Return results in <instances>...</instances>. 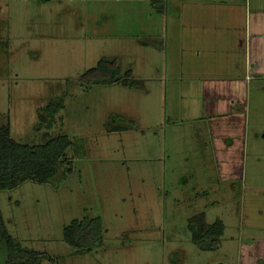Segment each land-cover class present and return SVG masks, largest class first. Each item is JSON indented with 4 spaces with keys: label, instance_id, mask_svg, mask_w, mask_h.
Masks as SVG:
<instances>
[{
    "label": "rangeland",
    "instance_id": "rangeland-1",
    "mask_svg": "<svg viewBox=\"0 0 264 264\" xmlns=\"http://www.w3.org/2000/svg\"><path fill=\"white\" fill-rule=\"evenodd\" d=\"M181 1L0 0V124L21 144L80 142L69 174L0 191L7 232L52 259L41 264H264V0L245 16L243 0H214L219 28L189 51ZM102 59L130 70L128 85L82 83ZM201 212L224 226L215 251L191 242ZM84 217H99L102 243L77 254L62 229Z\"/></svg>",
    "mask_w": 264,
    "mask_h": 264
},
{
    "label": "trees",
    "instance_id": "trees-1",
    "mask_svg": "<svg viewBox=\"0 0 264 264\" xmlns=\"http://www.w3.org/2000/svg\"><path fill=\"white\" fill-rule=\"evenodd\" d=\"M46 1L48 0H38V2ZM155 2H151L152 7ZM3 43L5 44L0 40L1 46L4 45ZM120 74L121 70L115 61L102 59L95 67L87 70L80 77V81L87 85H128L127 78L130 70L122 73L123 78ZM55 113L56 109H48L45 114L39 113L38 121L43 124L41 126H45L47 130L50 129ZM43 138L42 144H21L11 137L8 122L0 124V191L14 189L25 181L38 184L51 183L57 176L58 167L64 164H67L64 173L71 172L67 154L69 150L74 152V144L79 145L80 142L70 141L64 135L49 137L47 133L43 135ZM188 229L191 242L197 249L215 251L220 244L224 226L221 220H215L211 224L206 223L205 215L201 212L188 219ZM102 232L99 217H84L73 220L63 227L62 240L77 254L90 253L101 245ZM0 242L5 244L7 250L4 264H41L44 260L52 261L45 253L29 250L17 244L7 232L1 213Z\"/></svg>",
    "mask_w": 264,
    "mask_h": 264
},
{
    "label": "crops",
    "instance_id": "crops-1",
    "mask_svg": "<svg viewBox=\"0 0 264 264\" xmlns=\"http://www.w3.org/2000/svg\"><path fill=\"white\" fill-rule=\"evenodd\" d=\"M243 1H244L243 9H244V16H245L246 15L245 13L247 11V6L250 4V0H243ZM215 6H216V4H215L214 0H184V1H181L180 16L183 17L184 23H185V28L182 29L183 36H181V38L183 40V37L186 35L185 37L187 39V45L182 47V51L183 50L189 51V50L200 49L199 47L202 46V44L205 45V43H206L204 41V40H206V37L208 36L206 33L209 31H216L217 27L219 28V26H218L219 22L217 24V22H216L217 18H215V17H218V13H220V12L215 13V11H214ZM230 6H232V7H229L228 10H230L232 12V14H230V16H228V17L232 22H234L235 17L237 15H239L240 12L238 11L239 9L237 10V7H235L236 3H233ZM259 9H260V7H258L256 10H259ZM207 29H209V31ZM204 30H206V33ZM209 34L211 35L212 32H209ZM183 43H184V41H183ZM208 44H211V42ZM208 44H207V46H209ZM209 49H211V48L209 47L208 50ZM212 50H213V47H212L211 51ZM229 50L230 49L228 46L224 51L223 50H220V51L224 52L222 54L230 53L229 59H232L231 52H229ZM225 51H227V52H225ZM195 53H194V57H189V54H187V56L182 58L183 62L185 64H187V66H189V67H187V69L189 71H194L195 64L201 63L200 59L197 61L193 60V59H195V56L199 57V51H197L196 54ZM244 54H245V52H244ZM229 59H228V61H229ZM244 59H246V58L244 57ZM208 61H209L208 65L212 66V67L218 68L219 64H221V62L218 59H217V61H210V60H208ZM213 62H216V64ZM235 63H238V62L234 61L233 67L236 69V68H238V65L236 66ZM220 68H221V65H220ZM218 71L219 70H217V72ZM217 72L210 73V75H212L211 78H213V79L216 78V80L219 78H223V77H224V79L229 78L227 76L230 74H227V72H222V73H220V72L217 73ZM190 75L194 76V74H190ZM220 87H218V88L215 86H212L211 88L208 87L207 93L205 95H208V97H210L211 100L215 99L214 97L221 95L220 91H219ZM210 107L211 106H209V108ZM206 110H207L206 108L203 109L204 112ZM208 117H209V115H208Z\"/></svg>",
    "mask_w": 264,
    "mask_h": 264
}]
</instances>
